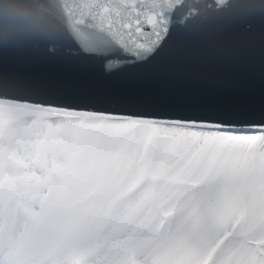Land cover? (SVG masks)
<instances>
[{
  "label": "snow or ice",
  "instance_id": "snow-or-ice-1",
  "mask_svg": "<svg viewBox=\"0 0 264 264\" xmlns=\"http://www.w3.org/2000/svg\"><path fill=\"white\" fill-rule=\"evenodd\" d=\"M31 7L0 38V264H264V72L258 99L155 79L195 37L264 68V0Z\"/></svg>",
  "mask_w": 264,
  "mask_h": 264
},
{
  "label": "water",
  "instance_id": "water-1",
  "mask_svg": "<svg viewBox=\"0 0 264 264\" xmlns=\"http://www.w3.org/2000/svg\"><path fill=\"white\" fill-rule=\"evenodd\" d=\"M238 2L243 4L248 0ZM33 3L34 0H0V4L11 6L9 12L0 11V38L20 31L25 16L33 11ZM34 70L50 69L37 66ZM156 71V81L174 90L199 91L218 82H229L250 98L258 99L264 68L258 50H225L212 39L195 37L183 40L174 58ZM81 74L100 87H115L124 82L119 76H103L98 66H89Z\"/></svg>",
  "mask_w": 264,
  "mask_h": 264
}]
</instances>
